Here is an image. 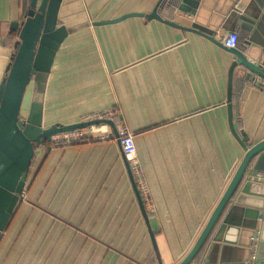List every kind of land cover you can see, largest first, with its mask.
Listing matches in <instances>:
<instances>
[{"label": "crops", "instance_id": "crops-1", "mask_svg": "<svg viewBox=\"0 0 264 264\" xmlns=\"http://www.w3.org/2000/svg\"><path fill=\"white\" fill-rule=\"evenodd\" d=\"M163 1L63 0L58 23L68 34L43 108L45 128L117 111L109 125L135 135L154 211L117 143L41 146L0 238V264H180L246 155L232 128L247 146L264 141V76L245 80L236 69L229 101L233 55L202 35L264 45V0H202L194 16ZM28 6L0 0V85L15 52L12 24ZM156 9L162 20L149 18ZM192 27L199 32L183 29ZM250 168L264 183L254 177L264 174V152Z\"/></svg>", "mask_w": 264, "mask_h": 264}, {"label": "water", "instance_id": "water-1", "mask_svg": "<svg viewBox=\"0 0 264 264\" xmlns=\"http://www.w3.org/2000/svg\"><path fill=\"white\" fill-rule=\"evenodd\" d=\"M62 2L29 0L24 21L13 23L11 27L17 33L15 52L0 85V238L19 204L37 150L57 133L103 123L57 124L49 128L43 125L49 75L68 34L66 28L58 23ZM177 2L179 10L194 16L202 0ZM149 18L162 20L158 9ZM183 29L199 32L196 27ZM202 35L233 55L229 101L236 69L245 80L255 81L257 75L264 76V60L259 61L254 55V51L261 50L264 45L248 42L243 49H229L206 33ZM262 53L264 55V49ZM229 109L232 114L231 106ZM230 120L233 123L232 115ZM107 123L115 128L112 122ZM232 131L246 155L197 243L180 264H244L251 260L254 252L258 260H264V183L253 180L249 168L252 161L264 152V141L247 146L250 139L246 135L240 137L233 128ZM256 170L260 169L256 166L253 172ZM257 236L259 239L256 241ZM205 247V257L197 262Z\"/></svg>", "mask_w": 264, "mask_h": 264}, {"label": "built area", "instance_id": "built-area-1", "mask_svg": "<svg viewBox=\"0 0 264 264\" xmlns=\"http://www.w3.org/2000/svg\"><path fill=\"white\" fill-rule=\"evenodd\" d=\"M236 7L241 9V4H237ZM214 36L224 47L229 49L235 48L239 40L238 35L234 33L221 35L220 32H217ZM258 86L264 87V82H258ZM117 114V111L110 110L89 117L85 120L86 123L95 121H102L103 123L87 127V131H85L86 128H84L57 133L51 136L43 146L49 151H56L64 150L73 145L81 144L82 142L90 140L102 143H117L129 164L133 180L135 181L137 190L145 203L147 211L152 213L154 211V206L151 200V194L145 178L143 166L138 157L135 135L123 125L118 128V130L113 131L107 123L113 122ZM254 177H257L260 181H264L263 173H257ZM244 264H264V260L253 259Z\"/></svg>", "mask_w": 264, "mask_h": 264}, {"label": "trees", "instance_id": "trees-1", "mask_svg": "<svg viewBox=\"0 0 264 264\" xmlns=\"http://www.w3.org/2000/svg\"><path fill=\"white\" fill-rule=\"evenodd\" d=\"M177 6H178V2L176 1V3L174 2V0H165V1H163L162 3H161V8H163V9H168V10H170V9H177ZM251 166V165H250ZM250 166H249V168H250ZM203 251V250H202ZM202 251L200 252V254L198 255V259H199V256H201V254H202ZM197 259V260H198Z\"/></svg>", "mask_w": 264, "mask_h": 264}]
</instances>
